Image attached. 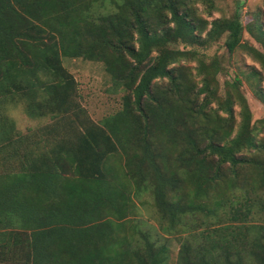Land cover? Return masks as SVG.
Here are the masks:
<instances>
[{"label":"trees","instance_id":"16d2710c","mask_svg":"<svg viewBox=\"0 0 264 264\" xmlns=\"http://www.w3.org/2000/svg\"><path fill=\"white\" fill-rule=\"evenodd\" d=\"M184 5L0 0V111L24 101L29 116L54 120L35 140L79 134L75 148L33 149L0 112V264H169L164 246L127 235L133 207L127 188H113L103 170L117 146L135 195L152 192L167 228L191 214L229 215L231 223L213 229L208 246L183 243L179 264H218L216 252L222 264H264V225L245 221L264 193V139L258 138L264 117L252 122L239 76L225 81L221 93L220 62L206 64L192 49L224 38L228 54L244 50L259 64L250 76L261 81L264 27L258 19L243 24L236 13L209 23ZM62 57L102 62L112 91L123 93L121 110L102 123L81 119L78 83ZM186 58L197 61L200 86L175 67ZM251 89L264 106V90L257 83Z\"/></svg>","mask_w":264,"mask_h":264},{"label":"rangeland","instance_id":"374dc122","mask_svg":"<svg viewBox=\"0 0 264 264\" xmlns=\"http://www.w3.org/2000/svg\"><path fill=\"white\" fill-rule=\"evenodd\" d=\"M184 6L192 9L197 18L209 23L216 19H227L236 13L243 24L249 20L258 19L264 27L263 0H185ZM204 35L205 33L202 36ZM244 39L249 40L250 38L245 35ZM223 43L224 38L209 46H192V49L198 53L199 58L204 60L206 64L213 58L220 62L222 72L218 74L217 79L221 93L225 81L231 80L234 76H239L242 81V92L252 114V122L262 119L264 117V106L254 96L251 85L254 86L257 83L264 90V72L262 73L261 81H255L256 79L251 77L250 73L253 69L259 70V64L251 56L247 55L244 50L238 49L233 54H228ZM251 44L258 47L254 42ZM174 48L184 49L181 43H177ZM61 61L63 67L78 83L79 96L77 101L79 106L86 111V115L81 113V119L90 117L93 122L102 123L104 119L115 115L121 110L123 93L120 90L112 91L115 89L112 88L111 75L106 71L102 62L66 57H62ZM175 67H184L185 72L189 73L188 82L200 86L201 77L196 72L197 61L186 58L176 63ZM3 108V111L0 112L4 113L15 124L17 131H20L21 135L28 136V144L33 149L38 144L39 148H51V145H41L42 143H50V140H53L51 137V139L47 138L42 142H38L33 136L37 134L36 132L39 129L52 126L55 122L54 120L49 117L37 118L29 116L25 110L24 101L5 104ZM234 115L236 121L234 129H236L240 121L238 107L234 108ZM70 116L72 115L70 114ZM30 126L41 128L34 130V128L29 129L28 127ZM260 128L261 131L258 134V138L264 139V128ZM64 130L66 131L67 128ZM62 135L65 134L63 133ZM117 150V152H112L105 158L103 170L107 181H110L113 188L120 189L123 186L127 188V197L130 199L129 206L133 205L126 218L127 235L135 237L139 241H141L140 239L143 236L154 242L158 247L164 246L169 257V264H179L181 245L183 243L188 242L194 250H200L203 246L209 245L207 240H212L215 237L211 233L213 229H223V226L231 223L229 222V215L226 213L224 215L218 213L217 216L209 217H205L202 213H196L185 217L182 223L173 229L167 228L168 223L163 221L157 213L152 192L148 191L141 193L139 196L135 195L133 182L127 177L125 166L127 157L120 146H117ZM1 164L0 160V169L2 168ZM184 186L187 188L186 192L190 193L192 187L188 184H184ZM217 190L215 188V191H210L209 195L216 194ZM220 190L225 191V184L220 185ZM242 192L243 190L237 192V194L241 195ZM254 202L258 210L255 208L253 215L245 221L249 226L264 225V212L261 211V205L264 204V193H258ZM236 224H239V222L237 221ZM203 233L205 235L209 233L208 239L203 237ZM216 259L218 264H222L223 257L218 252H216Z\"/></svg>","mask_w":264,"mask_h":264},{"label":"crops","instance_id":"0c3cea01","mask_svg":"<svg viewBox=\"0 0 264 264\" xmlns=\"http://www.w3.org/2000/svg\"><path fill=\"white\" fill-rule=\"evenodd\" d=\"M29 129L30 128H34V130H37L38 128H41V127H37V126H30V127H28ZM43 128H46V127H43ZM50 130V129H49ZM58 130V129H57ZM60 130H64L63 128L62 129H60ZM78 135L79 134H75V135H73V134H70V135H68L65 139H64V135H62V134H60V135H54V136H51V135H46V134H44L43 136H42V139H39L40 138V136H38V139H36V141H38V142H42L43 140H45V139H47V138H52L53 140H50L51 142L50 143H42L41 145L42 146H45V145H51V148L52 149H55V147H57L56 149H58V148H68V147H71L72 145H76V141L78 140ZM48 136V137H47ZM50 138V139H51ZM73 148H75V146H72ZM55 152V151H54ZM55 155H58V153H54ZM59 156H67L66 154H64V153H62V154H60Z\"/></svg>","mask_w":264,"mask_h":264}]
</instances>
